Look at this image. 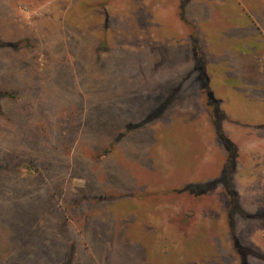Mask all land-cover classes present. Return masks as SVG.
Wrapping results in <instances>:
<instances>
[{
	"label": "rangeland",
	"instance_id": "374dc122",
	"mask_svg": "<svg viewBox=\"0 0 264 264\" xmlns=\"http://www.w3.org/2000/svg\"><path fill=\"white\" fill-rule=\"evenodd\" d=\"M143 2L0 0V264L249 261L231 236H218L221 206L211 205L212 182L194 181V167L215 164L226 175L238 167L235 141L256 150L264 0H224L216 16L202 3V20L233 25L234 35L221 46L213 37L209 50L176 39L171 16L169 30L158 28ZM204 68L216 74L213 89H226L224 141L193 100L181 105L195 110L168 105L171 95L174 103L195 92ZM239 170L231 235L243 225L263 235L264 198L247 201L258 174Z\"/></svg>",
	"mask_w": 264,
	"mask_h": 264
},
{
	"label": "crops",
	"instance_id": "0c3cea01",
	"mask_svg": "<svg viewBox=\"0 0 264 264\" xmlns=\"http://www.w3.org/2000/svg\"><path fill=\"white\" fill-rule=\"evenodd\" d=\"M202 3L204 5V9L207 14H211V12L213 11L212 13H214L216 16L217 14H219L218 10L220 8L218 7L220 6L221 3H224V0H200V1L199 0H144L142 5L145 7L146 14L148 13V15L150 16V21L159 24L158 28L160 29L169 30L167 21H168V18L171 16V21H172V24L174 25V30L175 31L177 30L178 32V35L175 37L176 39L177 37L178 39L183 38L182 44L185 47H188V46L189 48L198 47L200 49L201 47L202 48L206 47V49L207 47H209L208 48L209 50L211 48L209 44L210 42H212L213 37L216 38V40L219 42L216 46L218 45L221 46L220 44L221 43L222 45L225 44L226 39L228 37H232L234 35L233 25H229V23H226V25H229L231 27L225 28V27H222L217 22L213 23V22L208 21V19H211V18L206 17L202 20L201 11L197 12L199 9L198 7ZM240 16L242 17L241 14ZM237 27H242V26L239 25ZM214 29L216 30L222 29L223 32L221 34L217 33L215 35ZM185 31H188V32L187 34L185 33V35L183 36ZM263 32L264 31L262 30V33ZM218 37L221 39L225 37L226 39L221 40ZM168 40L171 41V39H168ZM230 40H232V42L226 45V48L222 52H225V50L226 51L230 50L234 46L235 38H231ZM219 52L220 51H217L215 52V54L218 55ZM242 55L249 56L250 52L248 50L247 51L243 50ZM200 71L201 72L199 73L197 77V81H196V85L198 86L195 92L191 94H186L185 97L180 99L179 102H174V103L171 102L172 99L174 98V95H171L168 99L169 100L168 105L170 104L175 105L177 110H180V109L189 110L188 109L189 107H192V109L195 110L196 109L195 105L189 106V107L186 106L187 104H185L184 106L181 105L187 99L193 100L194 103L198 105V108H199L198 111H200L203 108L207 111L208 118L210 121V126H211L212 124H211V118L208 112L209 108H208V103H207V95L208 93H210L213 99L218 103V106H219V104L221 103L219 101H222V97H223L222 90L225 91L226 89H223V86L221 85L213 89L212 83H213L214 78L216 77V74H208L207 68H204V70L200 69ZM203 75L205 76V79H206V85L204 86L202 85ZM216 90L220 92H217ZM215 92L221 95L219 96V99L214 96L213 93ZM203 100H204V104H203ZM176 109L174 108V110ZM199 119L201 121L200 113H199ZM257 126L259 128V133L257 134L255 141L254 139L252 140L254 142L251 141L252 142L251 148H255L256 149L255 151L250 150L248 146L249 145L248 139L246 141L242 139L241 142L235 141L236 145H233V146L236 151L235 159L238 164V167L236 166L237 168L234 170L232 165H231L232 168L229 166V170H228L229 173L226 174L227 175L226 181L222 180V178L223 177L225 178L226 176L224 175V167L220 169L221 172L219 171V168L215 164L206 165V166L199 165L197 167H194L195 168L194 172L196 174V177H194V181L199 176L197 180H199L200 181L199 183L201 184V181L203 180L202 177L204 175V180L208 179L209 180L208 182H212L210 186H212L213 192L208 194L209 199L212 200V202L210 201L211 205L212 206L217 205L219 207L221 206L220 210L222 213L218 212L220 216L217 214L219 216L217 218L219 221V228H220L218 236L219 237L225 236L226 238L231 236L233 247L235 248L234 249L235 252L244 254V257H245V253L249 255L248 257L249 261H245L243 258V260L240 262H237V261L228 262V263L222 262L223 264H264V241L261 240V238L264 237V234L262 233L263 235H261L259 232L257 233L255 232V233H252L251 235L249 230H246L248 227L243 225L242 234L238 238L237 237L235 238V236L231 235V229H230V223H231L230 208H231V205L233 204L232 202L234 201L233 196H236L238 194L240 195L239 192H241L242 190V188L239 186V183H237L236 177L238 173H234V171L236 172L240 171L239 168H242V167H243V171L247 170L248 168L251 170L254 169L253 171H255V173L258 174V178H257L258 182L256 185L257 188L252 186L253 188L251 192L249 191L251 200H247V201L252 202V203H259V201H262V199L264 198V119L262 122H259ZM215 132L216 131H214V136H215ZM168 149L170 150V152L168 151ZM164 150H165L164 152L165 158L169 157V154L171 155L172 150L169 147ZM229 162L231 164L232 163L234 164V158L232 157L228 158L225 156V161L223 163L229 164ZM165 172H166V169H165ZM219 172L221 173V175H219ZM169 173H170V170H168V174ZM170 176L171 175L169 174L168 178H170ZM194 181H191V182H194ZM178 188H181V186H179ZM219 190L221 191L224 190V193L222 192L220 193L221 196L219 195V192H220ZM214 192L217 194L216 198L214 197L215 196ZM199 195L201 196V193ZM208 195H205V196H208ZM202 199L203 198L195 202L196 203L195 206L199 205V207L197 209H194L193 213L197 211L198 214L200 215L202 214V206H203ZM238 199L240 198L238 197ZM205 201H208V199ZM237 202L241 204H245V200L243 198L240 200H237ZM249 202H247V204L245 205H248ZM223 213L226 214V217L224 219H222ZM194 221H195L194 223L197 222L196 216H195ZM198 221H199L200 228H201V218L200 217ZM194 226L196 227V225Z\"/></svg>",
	"mask_w": 264,
	"mask_h": 264
},
{
	"label": "trees",
	"instance_id": "16d2710c",
	"mask_svg": "<svg viewBox=\"0 0 264 264\" xmlns=\"http://www.w3.org/2000/svg\"><path fill=\"white\" fill-rule=\"evenodd\" d=\"M202 78H203V86H204V85H206V79H205L204 75ZM207 103H208V108H209L208 112L211 115L212 122L214 123L215 128H216V132L219 134L221 139H223V141H224V138L221 135V131H220V121L224 118V116L221 113V110L218 109V107H219L218 103L213 99V97L210 93H208V95H207Z\"/></svg>",
	"mask_w": 264,
	"mask_h": 264
}]
</instances>
